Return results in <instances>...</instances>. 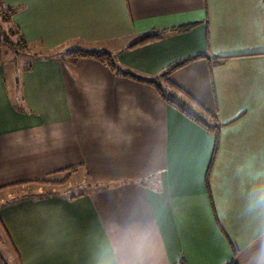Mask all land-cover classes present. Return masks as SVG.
<instances>
[{"label":"crops","instance_id":"crops-1","mask_svg":"<svg viewBox=\"0 0 264 264\" xmlns=\"http://www.w3.org/2000/svg\"><path fill=\"white\" fill-rule=\"evenodd\" d=\"M3 1L23 9L28 45L49 51L16 63L13 87L0 67V238L11 264H96L109 226L134 204L155 233L151 264H259L264 218L247 205L264 185V0ZM70 44L147 77L208 57L171 81L217 119L216 152L215 138L152 86L93 59L68 66L55 51ZM71 169L60 189H83L73 196L23 191Z\"/></svg>","mask_w":264,"mask_h":264},{"label":"trees","instance_id":"trees-1","mask_svg":"<svg viewBox=\"0 0 264 264\" xmlns=\"http://www.w3.org/2000/svg\"><path fill=\"white\" fill-rule=\"evenodd\" d=\"M13 12L14 11L12 9L5 8L2 0H0V67L3 65V49L5 46H10L18 55L30 54L27 41L20 34L18 28L11 23ZM190 29L191 26H185L172 29L168 32L149 34L144 36L138 42L125 48L124 51L134 50L149 44H153L162 40L165 36L170 34H181L189 31ZM31 57L39 58L40 56L35 54L31 55ZM64 57L66 59V63L70 67L74 66L78 60L93 59L106 66L117 76L127 77L136 82L152 86L168 106L203 129L207 134L212 135L215 138L216 152L221 130L217 119L211 115L200 103L192 98L186 91L171 81V76L175 72L187 67L196 60L209 59L208 57H195L178 61L170 65L155 77H147L136 71L127 70L124 67H121L118 62V56L105 51L75 50L67 53ZM222 61L223 60H218L215 63L220 64ZM72 172L73 169L67 171L66 177L59 182L52 181L51 179H45L43 181H36L34 183L52 186L65 185L70 180V175ZM228 264L238 263L237 261H232Z\"/></svg>","mask_w":264,"mask_h":264},{"label":"clouds","instance_id":"clouds-1","mask_svg":"<svg viewBox=\"0 0 264 264\" xmlns=\"http://www.w3.org/2000/svg\"><path fill=\"white\" fill-rule=\"evenodd\" d=\"M247 211L264 218V185L250 192ZM155 246L154 230L140 218V206L134 204L122 222L109 226L96 255V264H151ZM259 264H264V249Z\"/></svg>","mask_w":264,"mask_h":264},{"label":"rangeland","instance_id":"rangeland-1","mask_svg":"<svg viewBox=\"0 0 264 264\" xmlns=\"http://www.w3.org/2000/svg\"><path fill=\"white\" fill-rule=\"evenodd\" d=\"M4 7L5 8H8L7 4L4 3V1L2 2ZM11 9V8H10ZM14 12H13V16H12V19H11V23L13 25H15L17 28H18V31L20 32V34L23 36V30H22V12H23V9H13ZM17 21L20 23V26L19 24L17 23ZM82 44H79L77 45V47L75 48H81ZM29 49H30V54H22V56H26V58L22 57V58H19L18 60H16V62L14 63V61L12 62L13 58L15 57V52L13 51V49L10 47V46H5L4 49H3V64L5 66V68L7 69V72H8V84L10 87H13V73L15 71V64L17 63L18 65V68H23L24 65H27L29 64V62H32L31 61V55H35V54H47L49 53V51H46V48L44 47L43 44L41 43H37V42H31L29 43ZM72 50H77V49H72L71 48V44L64 47V48H60L58 49L57 51H55V53H59V54H66ZM84 50H88V49H84ZM98 50H103V49H98ZM65 177V176H64ZM52 181H62L63 178H52L51 179ZM75 181V180H73ZM34 184H37V183H34ZM38 185H42V184H38ZM32 189H24L23 191H26V193L28 191H31L33 194L32 195H40L43 194V193H46L48 194L49 196L50 195H53V194H59L61 196H64V197H70V196H73L75 194H77L78 191H82L83 189H78L77 187L74 188V185L72 184H69L68 187L66 189H60V185L59 186H52V185H42V186H32L31 187ZM53 193V194H52ZM8 198V196L6 195H0V205L3 204L5 202V200ZM0 246L3 245L4 248L1 247V255L2 257L4 258V260H6L8 262V264H11V261L9 260L11 257L9 256L8 253L9 250H10V247L8 245V242L6 240V237L4 236V233L2 232L1 233V238H0ZM7 252H6V251ZM5 251V252H4Z\"/></svg>","mask_w":264,"mask_h":264}]
</instances>
